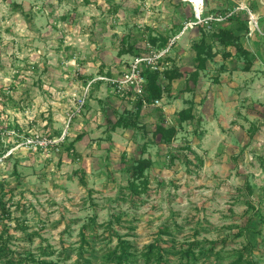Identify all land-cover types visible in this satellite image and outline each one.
Wrapping results in <instances>:
<instances>
[{
	"label": "rangeland",
	"instance_id": "obj_1",
	"mask_svg": "<svg viewBox=\"0 0 264 264\" xmlns=\"http://www.w3.org/2000/svg\"><path fill=\"white\" fill-rule=\"evenodd\" d=\"M202 1L206 13L212 1ZM192 12L183 0H0V236L14 264H75L80 253L102 264L117 236L137 248L160 238L172 251L164 264L185 263L181 249L195 241L215 242L218 264L252 244L264 264V221L249 218L248 205L264 217V56L245 70L246 57L216 42L215 57L188 90L192 44L203 33L189 27L164 56L181 75L159 103L145 102L138 118L130 116L137 127L112 129L131 106L105 84H94L77 110L86 80L165 47ZM190 105L194 117L178 126V112ZM158 122L175 126L170 144L154 135ZM138 158L151 162L148 190L130 196L125 169ZM84 233L93 249L82 243Z\"/></svg>",
	"mask_w": 264,
	"mask_h": 264
},
{
	"label": "trees",
	"instance_id": "obj_2",
	"mask_svg": "<svg viewBox=\"0 0 264 264\" xmlns=\"http://www.w3.org/2000/svg\"><path fill=\"white\" fill-rule=\"evenodd\" d=\"M207 1V0H206ZM206 10V9H205ZM207 11V10H206ZM209 11V12H208ZM206 13H225L224 10L220 9H209ZM248 20L249 15L246 10L240 11L237 14H233L228 17L224 23H214L210 29H207L203 25H198V30L202 29L203 33L200 34L199 39L195 40L192 44V47L195 51L194 61L196 62L194 69L188 73L187 81L191 82V84H187L186 89L191 90L197 84L200 72L205 70L207 67V63L216 55L214 50L215 43L222 45L224 48L228 46H233L237 54L242 56L243 58L246 57L247 62L244 65L243 69L248 70L251 66V59L255 58V54L247 48L241 39L243 38L244 34L249 31L248 27ZM210 31V32H208ZM209 33V34H207ZM151 44L155 46L156 44V37H152ZM166 37L160 38V45L164 46L167 43ZM130 51H133V46L131 45L129 48ZM139 52L136 53L138 55ZM141 54V53H140ZM229 52H227V55ZM111 73L108 71L106 74ZM181 69L175 65L173 67H165L162 71H153L146 69L144 70L143 74L146 79V84L143 93V99H145L146 103L153 102L155 99L161 98L166 91L171 90V82L174 79H177L181 75ZM166 80V84H162L161 79ZM170 89V90H169ZM142 100L138 99L134 104L131 106L130 110H127L126 114L119 115L117 121L112 124V129L115 127H137L138 122L135 121L136 117L140 114L142 109ZM134 115L135 119H131ZM192 106L186 107V109H182L177 114V125L180 126L183 122H186L189 119H192ZM160 138V141L164 144H170L176 134V128L173 125H164L162 122H158L157 126L154 131V135H157ZM80 138V137H79ZM68 152L74 149L73 143L69 142L66 146ZM74 151V150H73ZM3 150L0 149V153ZM73 154V153H72ZM176 155H170V161L173 162V158ZM8 158L13 160V156L8 154ZM151 166L150 159L148 158H138L133 163L125 169L127 174V185L126 189L128 195L130 196H138L141 193H145L148 190L149 179L147 177V170ZM4 184L0 183V196H4L6 193L4 191ZM246 195L250 196V198L254 194V189L251 185L247 184L246 186ZM248 205L250 206L251 213L249 214V218L251 216H255L256 218L264 221V217L260 212V208L251 204V200L248 201ZM3 208L4 205L2 204ZM119 221V218H117ZM160 233L168 234V229H161ZM255 231V230H253ZM243 233L240 231L237 235H242ZM85 233L81 236V241L85 244L88 248H92L90 243L85 240ZM210 246H203L200 245L199 242H190L186 249H181L182 258L185 259V263H181L178 261L177 264H197V261L201 258H211L214 257L216 259V264H218L220 258H222L221 251H215L214 245L215 242H209ZM82 250H84L83 245L80 246ZM80 249V250H81ZM81 250V251H82ZM171 250L164 247L161 243L160 238L155 239L153 242H150L144 245L142 248H137L132 242L129 240L117 236V242L112 248L106 249L104 252L100 254V260L102 264H149L154 262L155 264H164L167 262L170 257L167 255L171 254ZM254 248L252 244H246L242 247L237 249L231 250L226 257H229V261L227 264H257V261L254 257ZM13 252L10 246L7 244V241L3 240L0 236V261L4 260V264H14L16 263L13 256ZM34 264H60L58 261H46L43 259H31ZM19 262L20 259H19ZM93 264L91 262L90 256H83L81 253L79 254V258H77L75 264ZM28 264V263H25Z\"/></svg>",
	"mask_w": 264,
	"mask_h": 264
},
{
	"label": "built area",
	"instance_id": "obj_3",
	"mask_svg": "<svg viewBox=\"0 0 264 264\" xmlns=\"http://www.w3.org/2000/svg\"><path fill=\"white\" fill-rule=\"evenodd\" d=\"M188 1V0H183ZM189 2V1H188ZM192 4V2H190ZM203 1L199 9H197L192 4V13L193 17L184 21L183 27L179 34L174 35L170 41H168L165 47L160 49H150L147 53H141L135 56H132L128 60H122L119 70L116 72L111 71V73H97L92 78H89L81 85V91L77 99V110L83 108L88 98V95L94 84H105L107 86L108 94L113 95L119 101H123L126 104L128 103L132 106L138 99L142 100V104L145 105L146 101L143 99L144 88L146 84V79L143 74L144 70L149 69L153 71H162L167 62L164 61L165 53L171 48L173 41L183 34L186 29L189 27H194L198 25H203L207 29H210L214 23H222L228 17H230L233 12L227 11L225 13H214L206 14L203 13ZM244 7H240L242 10ZM248 12L249 20L248 26L252 25V31H259L257 17L250 12L248 9L244 8ZM159 103V99H155L152 104ZM33 136V135H32ZM65 135H63L64 137ZM34 137V136H33ZM33 137L27 139L29 142H33ZM50 138L48 142L50 143ZM56 145V144H53ZM68 153H73V150H70Z\"/></svg>",
	"mask_w": 264,
	"mask_h": 264
},
{
	"label": "crops",
	"instance_id": "obj_4",
	"mask_svg": "<svg viewBox=\"0 0 264 264\" xmlns=\"http://www.w3.org/2000/svg\"><path fill=\"white\" fill-rule=\"evenodd\" d=\"M210 1H212V6L208 7V9H213V8L220 9V10H224V12L232 11L233 14H237L240 11L245 10L244 8H246L257 17L259 31H251L249 29V31L246 34H244L241 41L243 42V44L245 43L244 45L255 54L258 61L261 60L262 57L264 56V0H210ZM240 7H244V8L241 10Z\"/></svg>",
	"mask_w": 264,
	"mask_h": 264
},
{
	"label": "bare ground",
	"instance_id": "obj_5",
	"mask_svg": "<svg viewBox=\"0 0 264 264\" xmlns=\"http://www.w3.org/2000/svg\"><path fill=\"white\" fill-rule=\"evenodd\" d=\"M189 2H192V4L199 9L202 3V0H188Z\"/></svg>",
	"mask_w": 264,
	"mask_h": 264
},
{
	"label": "water",
	"instance_id": "obj_6",
	"mask_svg": "<svg viewBox=\"0 0 264 264\" xmlns=\"http://www.w3.org/2000/svg\"><path fill=\"white\" fill-rule=\"evenodd\" d=\"M249 29H250L251 31L253 30V29H252V25H251V24H250V28H249Z\"/></svg>",
	"mask_w": 264,
	"mask_h": 264
}]
</instances>
